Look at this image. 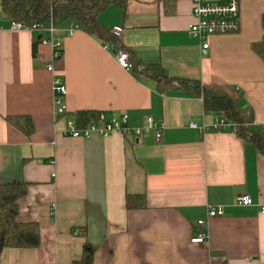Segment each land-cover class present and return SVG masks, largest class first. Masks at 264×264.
<instances>
[{"label":"crops","instance_id":"1","mask_svg":"<svg viewBox=\"0 0 264 264\" xmlns=\"http://www.w3.org/2000/svg\"><path fill=\"white\" fill-rule=\"evenodd\" d=\"M263 16L264 0H240V30L211 36L205 54L188 31L189 0H127L97 21L118 34L133 66L160 64L171 77L222 86L264 125V61L253 49L264 38ZM10 21L1 13L0 184H27L16 219L35 222L40 242L4 248L0 264H71L85 240L96 264H264V155L231 130H212L216 115L205 114L200 99L159 92L121 67L122 49L80 29L69 35L71 20L53 32L62 56L52 72L53 47L38 42L33 56L41 33L11 29ZM55 78L66 87L62 114ZM85 110L125 113L130 128L149 117L162 123L161 137L153 130L73 137L68 122ZM15 115L30 119V134L6 119ZM190 123L208 129L201 134ZM128 194L144 195L145 206L127 209ZM241 195L252 204L235 205ZM210 206L224 214L208 218ZM199 219L209 238L191 242Z\"/></svg>","mask_w":264,"mask_h":264},{"label":"trees","instance_id":"2","mask_svg":"<svg viewBox=\"0 0 264 264\" xmlns=\"http://www.w3.org/2000/svg\"><path fill=\"white\" fill-rule=\"evenodd\" d=\"M126 2L127 0H0V11L3 18L18 21L28 29L41 30L49 25L56 27L71 20L78 29L95 37L105 46L120 48L126 52L118 34L97 21V16L110 4L124 9ZM45 36L41 33V37L35 40L32 47L33 56H36L37 43ZM253 49L264 61V38L260 43L254 44ZM133 68L136 75L151 80L159 92L180 91L200 99L205 114L223 118L226 123L233 125L231 129L244 144L251 145L264 155V125L255 124L252 109L239 104L222 86L203 84L195 79L171 77L160 64L146 65L135 62ZM97 117L98 113L92 110L74 113L78 127H85ZM6 119L23 133L28 135L32 132V124L28 117L15 115ZM26 192L27 184L23 182L0 184V255L7 247L36 248L39 245L38 225L35 222H19L16 219L17 201ZM125 206L127 209L144 207V195H126ZM95 250V247L85 240L81 256L71 264H96Z\"/></svg>","mask_w":264,"mask_h":264},{"label":"built area","instance_id":"3","mask_svg":"<svg viewBox=\"0 0 264 264\" xmlns=\"http://www.w3.org/2000/svg\"><path fill=\"white\" fill-rule=\"evenodd\" d=\"M191 2V12L194 18V22L189 26V34L196 38L200 42V50L202 54H205L209 48V38L213 35H226L234 34L240 30V0H189ZM10 28L14 30L28 29L24 27L20 22L11 20L9 22ZM55 26L49 25L47 28L39 30L40 33H44L46 36L42 38V43H49L53 47L51 62L46 65V70L53 71V61L59 60L62 56V49L60 40L52 39ZM78 29L76 24L71 21V29L68 30V34H72L73 30ZM37 30V29H36ZM108 47V46H105ZM118 64L125 68L132 70L133 66L128 59V54L124 51H118L116 55ZM52 90L56 94L55 106L56 112L62 114L65 112V106L61 102V96L66 94V87L60 81L55 78L52 82ZM128 116L123 113L119 117L106 118L103 114L98 113V117L95 121L90 122L85 127H78L75 119L68 122L69 133L73 137H88L92 134H97L102 137H106L114 132L122 134H134L140 135L147 130H153L154 138L159 139L161 137L162 123L153 122L151 118H146L145 127H133L127 126ZM233 125L226 123L223 118L216 117L215 123L211 126L212 130L218 131L232 127ZM192 129L197 130L199 133L204 134L207 131L208 126L202 124L198 126L196 123H190ZM234 129V128H233ZM53 162V161H52ZM235 205H251L252 200L248 195H241L236 197L234 201ZM54 207V205H52ZM264 211V206L261 207ZM224 210L222 206H210L207 209L208 218H214L222 216ZM205 224V220L199 219L197 225L200 227L196 236L191 238V242H202L209 238L208 232L202 227Z\"/></svg>","mask_w":264,"mask_h":264},{"label":"rangeland","instance_id":"4","mask_svg":"<svg viewBox=\"0 0 264 264\" xmlns=\"http://www.w3.org/2000/svg\"><path fill=\"white\" fill-rule=\"evenodd\" d=\"M0 15H1V11H0ZM224 130H231V131H233V132H234V130H232V129H231V127H229V128H226V129H222V130H218V131H224Z\"/></svg>","mask_w":264,"mask_h":264},{"label":"water","instance_id":"5","mask_svg":"<svg viewBox=\"0 0 264 264\" xmlns=\"http://www.w3.org/2000/svg\"><path fill=\"white\" fill-rule=\"evenodd\" d=\"M40 37V36H39Z\"/></svg>","mask_w":264,"mask_h":264}]
</instances>
